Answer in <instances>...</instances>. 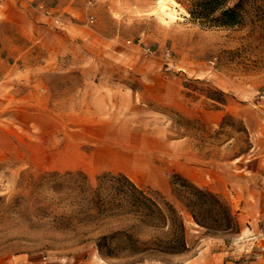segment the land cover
Instances as JSON below:
<instances>
[{"label": "rangeland", "instance_id": "1", "mask_svg": "<svg viewBox=\"0 0 264 264\" xmlns=\"http://www.w3.org/2000/svg\"><path fill=\"white\" fill-rule=\"evenodd\" d=\"M91 1L44 3L63 24L46 16L40 38L0 28V264H264V2L240 24L206 26L177 0H165L175 16L159 0ZM67 171L86 184L120 171L160 191L187 250L136 260L120 240L101 253L96 237L131 217L98 212ZM174 172L221 194L238 232L206 233L171 193Z\"/></svg>", "mask_w": 264, "mask_h": 264}, {"label": "trees", "instance_id": "2", "mask_svg": "<svg viewBox=\"0 0 264 264\" xmlns=\"http://www.w3.org/2000/svg\"><path fill=\"white\" fill-rule=\"evenodd\" d=\"M183 3L190 17L206 26H233L243 22L246 6L252 0H177ZM264 2V0H262ZM216 99V98H215ZM220 102L224 100L218 99ZM223 115L220 126L226 124ZM242 131L246 128L242 125ZM80 175L79 188L84 198L98 212L124 208L131 220L122 227L101 233L96 237L97 249L107 254V247L115 241H125L136 260L148 255H177L187 250L185 226L175 205L156 189H144L123 172L105 171L97 174L95 184H86L80 171H67L64 175ZM49 175L57 178L58 173ZM171 193L182 204L192 219L212 235L232 234L239 230L235 214L227 200L218 192L200 186L185 175L174 172L170 176ZM156 233L141 237L140 230ZM163 259V258H161Z\"/></svg>", "mask_w": 264, "mask_h": 264}, {"label": "crops", "instance_id": "3", "mask_svg": "<svg viewBox=\"0 0 264 264\" xmlns=\"http://www.w3.org/2000/svg\"><path fill=\"white\" fill-rule=\"evenodd\" d=\"M77 1L78 0H3V2L0 3V28L4 27L5 24H10L12 27H18L22 29V33L26 38H32V40L34 38H40V34L37 31H39V28L43 26L41 22L46 19V16L42 14L38 4L40 2L46 4L52 3L63 10L68 9L69 7H74ZM68 26L69 25L67 24L56 30L58 33L60 32L62 36L65 35V44L68 43L65 41V37L70 39V34L67 32L69 29ZM10 70L7 71V77H15L17 74H12L14 71ZM44 71L45 70L42 72ZM5 73L6 71L4 72L2 69H0V78L2 76L6 77L7 74ZM134 166H138L140 168V172H142L141 165L136 163ZM11 261H14L13 264H25L18 262L16 259H12Z\"/></svg>", "mask_w": 264, "mask_h": 264}, {"label": "built area", "instance_id": "4", "mask_svg": "<svg viewBox=\"0 0 264 264\" xmlns=\"http://www.w3.org/2000/svg\"><path fill=\"white\" fill-rule=\"evenodd\" d=\"M2 2H3V0H0V3H2ZM89 2L91 3L92 1L89 0ZM38 7L40 8L41 12H42L45 16L50 17V19H51L55 24H59V25L63 24V19H62L61 15L58 14V13H56L55 10H54L52 7H50V6H46V5H44V3H42V2H40V3L38 4ZM94 19H95L94 14L90 13V14H88V16L86 17V20H85L84 23H85L86 25L91 24V23L94 21ZM127 41H130V40H127ZM140 41H141V40H138V41H137V45H138V46H140ZM141 48H142V50H144L145 52H150V53H155V52H156V49L151 48V47H149V46L146 45V44H143V45L141 46ZM164 54H165L166 58H168V56L170 55L169 50L166 49V50L164 51Z\"/></svg>", "mask_w": 264, "mask_h": 264}, {"label": "bare ground", "instance_id": "5", "mask_svg": "<svg viewBox=\"0 0 264 264\" xmlns=\"http://www.w3.org/2000/svg\"><path fill=\"white\" fill-rule=\"evenodd\" d=\"M159 2L161 4V10L163 11V13H165L166 15L175 16L176 8L167 5L165 3V0H159Z\"/></svg>", "mask_w": 264, "mask_h": 264}]
</instances>
